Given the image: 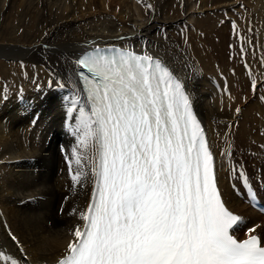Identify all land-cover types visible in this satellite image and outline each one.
<instances>
[{
	"label": "bare ground",
	"instance_id": "bare-ground-1",
	"mask_svg": "<svg viewBox=\"0 0 264 264\" xmlns=\"http://www.w3.org/2000/svg\"><path fill=\"white\" fill-rule=\"evenodd\" d=\"M93 3L83 13L80 0H0V255L14 264L53 262L82 221L70 213L85 208L91 182L74 189L69 165L77 169L75 148L90 172L92 151L79 146L75 132L79 109L87 111L75 57L105 44L157 56L174 70L215 155L222 197L231 210L243 212L238 229L259 225L264 237V218L235 200V172L244 169L232 168L241 163L253 169L264 160V88L258 87V64L247 56L251 47L243 43L254 41L264 59V0ZM25 25L36 35L20 39ZM10 58L22 64L12 65ZM263 177L250 179L264 203V186L257 185Z\"/></svg>",
	"mask_w": 264,
	"mask_h": 264
},
{
	"label": "snow or ice",
	"instance_id": "snow-or-ice-1",
	"mask_svg": "<svg viewBox=\"0 0 264 264\" xmlns=\"http://www.w3.org/2000/svg\"><path fill=\"white\" fill-rule=\"evenodd\" d=\"M76 66L89 111L79 109L75 132L92 155L86 172L74 148L69 173L74 189L93 187L87 207L70 213L84 223L59 264H264L259 225L234 235L243 218L222 197L215 155L174 70L130 52L85 55Z\"/></svg>",
	"mask_w": 264,
	"mask_h": 264
},
{
	"label": "rangeland",
	"instance_id": "rangeland-1",
	"mask_svg": "<svg viewBox=\"0 0 264 264\" xmlns=\"http://www.w3.org/2000/svg\"><path fill=\"white\" fill-rule=\"evenodd\" d=\"M89 2H91V4L89 3ZM80 4H81V10H83V13L85 12L84 11V9L85 8H90L94 3H93V0H80ZM84 6V7H83ZM90 9H88L87 11H89ZM17 17V16H16ZM10 18H12V22L13 21H15L16 20V18L14 17V16H12V17H10ZM14 19V20H13ZM17 20H18V17H17ZM50 19H47L46 20V22H44L43 24H44V26L45 25H47V24H49L50 23ZM11 22V23H12ZM41 26V25H40ZM47 29H49V27H46V29H43V28H41L40 29V34H42V33H45L46 32V30ZM28 30V27L25 25L22 29H21V37H20V39L22 38V36L24 35V39H27L28 37H29V33L30 32H28L27 31ZM44 30V31H43ZM30 35H36V34H34V32L32 31L31 33H30ZM242 35H243V38H246V35L244 34V33H242ZM242 38V37H241ZM242 38V39H243ZM15 41V40H14ZM0 42H1V40H0ZM249 42H251L250 44L248 43V41L246 40V39H243V43L249 48V45H250V47L251 48H249V50H248V52H247V56H248V59L254 64V65H257L256 66V75H257V77H258V80H259V84H258V87H262V88H264V66H263V64H264V59H263V57H262V54H261V52H259L256 48H257V44L254 42V41H249ZM248 43V44H247ZM253 43V44H252ZM256 45H255V44ZM254 48L256 49V52H254ZM251 49V50H250ZM258 52V53H257ZM255 53V54H254ZM250 54V55H249ZM259 55V56H258ZM253 58V59H252ZM258 59V60H257ZM260 59V60H259ZM10 64H12V65H20V64H22V60H21V58H10V59H8L7 60ZM255 61H256V63H255ZM260 62L262 63V64H260ZM250 63V62H249ZM251 65V64H250ZM260 65V66H259ZM258 68V69H257ZM261 69V70H260ZM261 74V75H260ZM263 79H262V78ZM260 91V90H259ZM255 92V91H254ZM250 93H252L253 94V91L252 92H250ZM252 142V141H251ZM257 150H260V147L259 148H257ZM253 156L255 157V155L253 154ZM260 161H262L261 159H260ZM258 165H259V163H257ZM248 166L250 167V168H253V163H248ZM254 171V173H250L251 171H247V176H249V177H247L246 176V178H248V179H250V177L251 176H254V177H256L257 176V173L255 172L256 170H253ZM256 174V175H255ZM257 178H258V176H257ZM256 178V179H257ZM264 178V177H263ZM262 178V180L259 182V183H257V185L259 184L260 186L261 185H263L264 186V179ZM235 179V178H234ZM252 180V178L250 179V181ZM258 185V186H259ZM259 186V187H260ZM263 186H261L260 188H263ZM235 200H240V199H236L235 198ZM240 204H242L241 206L242 207H245L247 210H252V211H254L253 209H250L249 208V206L248 205H245L244 203H243V201L242 200H240V202H239ZM232 210H234V209H232ZM234 212H236V213H238V215H240L243 219H242V221L244 220V215H243V212H241L240 210H237L236 209V211L234 210ZM254 212H256V211H254ZM257 214H259L260 216H262L263 218H264V213H258V212H256ZM240 224H242V222L240 223ZM240 226V225H239ZM247 228H251V226H248ZM237 230L239 231V232H241V230L240 229H238L237 228ZM258 231H260V230H258ZM245 233H246V231H244V234L241 236V237H244V235H245ZM260 235L262 236V232L260 231Z\"/></svg>",
	"mask_w": 264,
	"mask_h": 264
}]
</instances>
